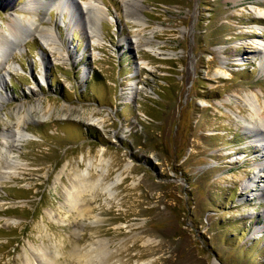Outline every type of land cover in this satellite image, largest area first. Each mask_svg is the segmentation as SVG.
<instances>
[{
  "label": "rangeland",
  "instance_id": "obj_1",
  "mask_svg": "<svg viewBox=\"0 0 264 264\" xmlns=\"http://www.w3.org/2000/svg\"><path fill=\"white\" fill-rule=\"evenodd\" d=\"M6 1L1 27L32 17ZM139 2L144 29L102 0L99 45L42 9L62 60L32 34L1 64L0 264H77L98 245L110 264H264V135L245 122L246 96L264 110V0Z\"/></svg>",
  "mask_w": 264,
  "mask_h": 264
},
{
  "label": "bare ground",
  "instance_id": "obj_2",
  "mask_svg": "<svg viewBox=\"0 0 264 264\" xmlns=\"http://www.w3.org/2000/svg\"><path fill=\"white\" fill-rule=\"evenodd\" d=\"M9 1L10 0H7L6 2H9ZM130 3L132 4L131 6H130ZM123 4L126 9V12L129 13V17H131L133 22L136 25H138L141 29H144L147 23L143 19V15L141 12V8L143 6L139 2V0H123ZM102 6H103L102 0H97V1L96 0H82L81 6L74 5V2L69 1V0H28L22 10L24 12L32 14V17H27L26 19H23V18H18V17L13 16L4 27L0 26V67H1V64H3L5 60L8 61V55H10V53L12 52L13 47L18 48L20 45H23V43L27 41L28 38H32L31 36L32 34H38L42 38L49 37V40L47 41L43 38L45 40L43 41L44 42L43 45L49 46L50 49L55 51L56 53L58 52L57 53L58 57H60V59L62 58L63 55L59 51L60 48L56 47V45L58 46L59 44H61V42L56 41L55 38H53V29L51 27L42 25L43 21L45 20L44 17L41 18V22H39L37 19L39 11L45 8L47 10L54 8L57 11H60L61 14L69 13L70 15L69 20H68L69 26L72 25L74 21H75V24L79 25V23H81L80 19L83 20V22L86 21V23H88L89 25L87 29V33L89 34L88 36L90 40H92L96 45H99V41L103 40L101 22L103 19L108 17L105 10L102 8ZM260 15L264 17V12L262 14L260 13ZM78 16L81 17L79 21L77 20ZM151 34L153 35V33ZM139 39L144 40L145 44H141ZM139 39L137 37L136 42H135L136 47L138 48L146 47L147 50L152 53L155 51L154 48L150 44L149 38H139ZM49 44L52 45V47ZM254 44L256 46L255 48L259 49V51L257 50L255 51V55L264 56V47L260 46L259 42H255ZM59 46H62V45H59ZM64 56H67V54H65ZM2 80L3 78L0 77V83L2 82ZM2 100L4 99L0 95V104L2 103ZM245 100L246 102L249 103L248 105L250 106L252 110V120H254L255 122V123H252V122L248 123L247 121H245L248 126L247 130L249 131L250 134H253V132H255L257 134V137L260 135H264V110L260 106L258 98L256 96H254V98L246 96ZM25 117H27V115L22 116L21 119H24ZM18 121L19 122L17 124L19 125L21 121L20 120ZM258 141L261 142L260 147L262 150H264V137ZM1 158L2 156L0 157V162H1ZM99 161L101 164L105 162L103 154ZM10 163L11 161H8L5 159L6 166H10ZM88 166L89 167L87 170H88V175L90 176L91 175L90 166H93V165L89 164ZM101 170H104V169L101 168ZM79 177H82V176H79ZM100 178H101L100 181L104 180L103 175H101ZM100 181L96 180L95 182H92L89 184L88 183L85 184V182L84 183L78 182L73 187L74 193H71V194L69 193L68 197L70 199V203L72 205H76L78 201L77 200L78 197L82 195V193L86 189L92 190L96 186H99L100 183L102 184V182ZM118 181L119 179H117V183ZM114 186L116 185L112 183L111 185L109 184V186L107 187L105 186V187L107 190H109L113 188ZM256 233H257V230L255 229L253 234H256ZM105 249L106 247L102 245H98L97 248L88 250L87 252L83 254L75 252L74 256L77 258L76 263L77 264H110L108 260L109 257H104ZM43 256L44 255L41 254V258H43ZM36 263L44 264L38 261H36ZM47 264H52V263L48 262Z\"/></svg>",
  "mask_w": 264,
  "mask_h": 264
}]
</instances>
